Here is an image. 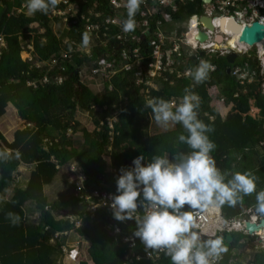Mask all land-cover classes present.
Here are the masks:
<instances>
[{
    "label": "trees",
    "instance_id": "1",
    "mask_svg": "<svg viewBox=\"0 0 264 264\" xmlns=\"http://www.w3.org/2000/svg\"><path fill=\"white\" fill-rule=\"evenodd\" d=\"M22 1L25 0H1L0 5V33L6 43L0 55V118L5 114L8 103H11L18 110L20 119L34 123V126L16 129L11 142L0 133V154L6 153L0 155V264H59V252L49 240L56 231L72 229V224L58 216H82L87 208L66 181L62 184L67 191L49 200L45 188L53 185L57 176L63 179L67 175L63 167L76 163L87 176V186L94 187L101 183L115 193L119 169L131 167L134 157L142 154L148 160L155 153L167 154L171 158L179 151L189 150L187 145L177 140L184 131L179 123L170 122L169 129L150 133L151 126L156 122L145 101L153 97L179 101L186 88L194 92L199 101L198 118L213 129L209 137L215 144L211 155L217 167L226 177L236 171H250L256 177L257 190L264 189V146L259 145L264 140V132L258 131L264 121V95L257 90L258 84L247 85L243 92L235 78L227 73V69L244 61L248 62L250 68L255 67L253 58L239 56L231 65L225 57L203 56L181 45L174 52L171 67L161 77L150 78L146 75L141 82L136 76L139 69L146 72L148 64L153 62L152 34L161 28L164 33L170 32L167 34H175V38H179L184 31L182 22L192 15L202 14V0L181 5L168 26H154L152 23L147 28L149 34L144 35L145 38L142 37L145 30L141 26L128 33L122 31V26H110L108 32L102 27L89 38L90 54L81 55L78 48L73 53L68 72L60 74L63 76L62 83L58 84L53 78L64 71L62 64L44 65L42 70L43 73L49 71L50 83H39L37 88L27 86V82L42 74L21 59V42L31 40L34 52L43 62L53 55L59 57L72 41L83 46L82 35L86 32L80 19L68 28L57 17L49 19L50 9L47 13L37 11L34 14L10 15L12 8L20 7ZM69 1L79 7L78 17L88 15L89 10L99 13L100 18L90 17L94 22L111 13L109 0ZM140 19L137 11L135 22ZM51 23L60 24L61 31L55 32ZM117 35L122 36L121 40L117 39ZM174 43L175 40L161 47L165 50ZM120 44L123 45L122 49H118ZM122 51L128 55L126 60L121 59ZM106 55L117 63L113 74H99L92 80L79 75L87 70L88 62L96 64L99 57ZM165 59L164 56L163 61ZM201 59L209 61L214 70L209 71L205 80L196 82L185 72L193 69ZM147 79L156 88L147 85ZM212 87L217 89L218 98L225 105L232 104L231 111L224 119L210 105L208 90ZM251 101L259 110L256 117L249 114ZM112 118H115V122L110 129L108 121ZM77 133L82 134V141L76 144L70 136ZM44 139L48 142H44ZM22 164L30 167L24 184L14 177V172ZM9 193L11 195L7 198ZM238 202L239 206H221L223 214L236 218L242 206L253 207L256 211L255 193L243 196ZM28 204L33 207H27ZM8 213L13 216L9 217ZM96 214L95 222L91 224L85 219L75 231L79 238L88 240L87 254L91 262L125 264L127 246L115 241L106 226L114 221L122 228L121 236H127L132 234L135 221L115 220L109 209ZM231 235L232 243L224 242L227 251L224 252L222 264H228L235 248L238 254L244 256L247 264H264V254L255 249L254 238L240 232ZM247 248L249 252H246ZM134 252L144 254L140 240ZM132 264H171V261L161 254L156 259H142Z\"/></svg>",
    "mask_w": 264,
    "mask_h": 264
},
{
    "label": "clouds",
    "instance_id": "2",
    "mask_svg": "<svg viewBox=\"0 0 264 264\" xmlns=\"http://www.w3.org/2000/svg\"><path fill=\"white\" fill-rule=\"evenodd\" d=\"M57 3L58 0H25L28 14L47 13ZM140 4L141 0H126L127 18L122 31L135 30ZM88 43L85 33L82 44ZM211 69L210 62L201 59L187 71L194 81L202 82ZM145 106L151 109L157 125L179 123L184 131L177 140L189 150L179 151L171 158L155 153L148 160L142 154L134 157L131 167L119 169L116 192L108 195V207L115 220L135 221L132 235L140 240L148 255L162 251L171 264H215L227 251L224 237H205L192 210H204L209 205L231 206L243 196L255 193V209L264 216V189L257 190L256 177L250 171H236L226 177L217 167L211 155L215 144L209 137L213 129L198 118L199 101L194 92L186 88L178 103L153 97L145 101Z\"/></svg>",
    "mask_w": 264,
    "mask_h": 264
},
{
    "label": "built area",
    "instance_id": "3",
    "mask_svg": "<svg viewBox=\"0 0 264 264\" xmlns=\"http://www.w3.org/2000/svg\"><path fill=\"white\" fill-rule=\"evenodd\" d=\"M14 1V0H8ZM194 0H141L140 7L138 9L139 15L141 19L136 22V27L139 26L144 28V35L149 34L148 26H151L153 23L154 26H164L166 23H170L174 20L173 15L179 11V7L184 4L192 3ZM1 2V0H0ZM58 6L50 8L48 18L54 19L57 17L61 23L67 28L72 24H76L78 20H81V23L84 26V31L90 38V36L97 34V32L104 27L107 31L110 29V26H119L121 27L123 21L125 20V15L127 13L125 4L126 0H109L110 15L99 19V21H92L90 18L94 16L95 18H100L99 13H93L91 10L88 11V15L79 14V7L76 4H71L69 0H58ZM150 4V5H149ZM1 5V3H0ZM202 14L192 15L188 17L185 21L182 22L181 26H184V31L180 34L179 38H175V34L171 36L170 32L164 33L161 28H158L152 35L154 36L153 40H151V45L153 46V62L148 64V69L146 72H143L142 69H139L136 72V76L139 78V81L142 82V77L154 78L161 77L164 72H166L172 65V57L174 52L180 49L181 45L187 46L191 49L192 52L202 53L203 56L211 57L213 55L226 57L231 53H235L237 58L239 56L247 55L251 57L256 62L255 67L250 68L247 61H244L240 65H235L232 69H230V74L235 78V81L239 86L243 88V92H245V87L249 84H258L257 90L260 91L261 94L264 95V42L260 44L254 45V47L249 48L247 46L241 45L236 40L235 44H229V39L231 36L223 35V42L221 44H217L213 41V38L217 34L216 29L218 28V19L224 16H233L236 22H239L243 25L249 24L255 21L264 22V0H209L205 3L202 0ZM20 13H27V9L25 6V1L21 3V6L18 8H12L10 15H17ZM9 15V16H10ZM208 17L213 25V31H208L203 27V23L200 22L201 17ZM33 26V25H31ZM199 28L205 30L210 35V40L201 44L194 42L193 38ZM192 32V35H189V32ZM108 32V31H107ZM128 33V32H124ZM106 36L107 33H104ZM122 36L117 35V39L121 40ZM175 40L176 43L173 44L171 48H166L165 50L162 47L166 46L168 43L173 42ZM67 40L64 41L66 44ZM71 46L67 50H62L59 54V57L50 56L47 60L43 62L40 61L39 57L36 55L33 49V45L31 40H25L21 42V59L30 64V68L33 70H37L40 74V77H33L32 80L27 82V86H31L33 88H37L39 83L49 84L48 72L45 71L43 73L44 65H57L59 63L62 64L61 68L64 71H60L57 77H53L54 81L58 84L62 83L63 76L60 74L62 72H68L69 60L71 59L73 53L80 50L81 55L90 54L91 44L90 42L85 46H80L72 41ZM162 46V47H161ZM116 47V46H115ZM6 48L5 39L3 34L0 33V55L2 49ZM134 50L133 53H135ZM24 55V57L22 56ZM179 55V53H178ZM121 59H125L128 57L126 53L122 51ZM165 56V61L163 58ZM205 58V57H204ZM236 58V60H237ZM235 60V61H236ZM67 65V66H66ZM117 65L115 60H110L108 56L99 57L95 63L86 65L87 70H84L83 73H80L83 78L92 80L96 75H109L113 74L114 67ZM214 70V66L210 71ZM188 71L185 72V75H188ZM180 76V75H178ZM147 85H150L153 88H156L155 84L152 83L150 79L145 81ZM237 94H235V97ZM170 101L174 103H178L175 99H171ZM223 103V102H222ZM251 108L249 111L254 112L255 114H250L252 117H256L258 115L259 110L253 106V102H250ZM115 122V118H112L108 121V127L111 129L112 125ZM21 128H32L34 123L25 122L20 120ZM264 132V121L261 125ZM70 133V132H69ZM44 142H48V140L44 139ZM260 146H264V140L259 143ZM60 168V167H59ZM66 175V182L68 185L72 187V190L77 195L78 199L81 203H85L87 205L86 212L79 215H59L58 217L64 221H68L72 224V229L65 231H56L50 237V244H52L57 251L59 252V256L63 260L72 261L76 257H78L81 253V246L79 236L76 234V230L81 227L83 220H88L89 223H93L96 221L97 212L105 209H109L108 204L110 203L108 199V195L110 193H114L112 191L107 190V186L104 184H99L94 187L87 186V176L76 163L70 164L69 166L63 167ZM114 171V169H111ZM16 177V176H14ZM215 209H218L217 212H214ZM140 209H138V212ZM196 223L199 225V230L201 233L207 237L212 235H219L224 237L227 234H231L233 232H240L244 235H248L249 237L254 238L255 249L261 250L264 254V226H261L259 231H254L251 233L247 232L246 223L259 225L261 220H264V216L259 215L253 207H246L244 211H241L240 215L236 218H228L226 217L222 210L221 206L217 207L215 205H209L204 210H193L192 211ZM134 221V220H131ZM107 232H109L115 241H120L122 244L127 246V253L124 256L125 264H132L135 261L138 262L142 259H156L161 254V252H155V254L151 253L148 255L147 252L144 254H136L134 249L138 245V238H134L133 235L121 236L122 228L120 225L115 223H109L106 226ZM119 229V231H117ZM76 234L78 240L74 242H70V235ZM233 241V239H232ZM232 241L228 244H231ZM227 244V243H226ZM150 252V250H148ZM224 259V253H222L219 258L215 261V264H222ZM60 263V262H58ZM228 264H235L231 259Z\"/></svg>",
    "mask_w": 264,
    "mask_h": 264
},
{
    "label": "water",
    "instance_id": "4",
    "mask_svg": "<svg viewBox=\"0 0 264 264\" xmlns=\"http://www.w3.org/2000/svg\"><path fill=\"white\" fill-rule=\"evenodd\" d=\"M205 3H207L209 0H203ZM200 22L203 23V27L206 28L208 31H213V25L211 24V21L208 17L204 16L200 18ZM217 34L213 38V41L217 44H221L223 42V35L224 36H232V34H237V41L239 44L247 46L249 48L254 47L256 44H260L264 42V22L261 21H255L249 24H241L239 22H236L233 16H224L218 19V28L216 29ZM145 38V36H144ZM210 35L207 31L202 30V28H199L193 38L194 42L201 44L204 42L209 41ZM117 48V47H115ZM123 45L120 44L118 46V49H122ZM226 60L229 64H234L235 60L237 58V55L235 53H231L227 55ZM227 73H230V69H227ZM19 114V112H18ZM259 132H263L262 126H259L258 128ZM239 206V202L235 204ZM246 209V206L241 207V211H244ZM261 226H264V220H261L259 222V225L256 224H250L246 223V229L248 233L257 231L261 228ZM233 237L231 234H227L225 236V243H230L232 241Z\"/></svg>",
    "mask_w": 264,
    "mask_h": 264
},
{
    "label": "rangeland",
    "instance_id": "5",
    "mask_svg": "<svg viewBox=\"0 0 264 264\" xmlns=\"http://www.w3.org/2000/svg\"><path fill=\"white\" fill-rule=\"evenodd\" d=\"M1 3V2H0ZM170 23H166V26L170 25ZM61 26H52V29L59 33V31H61ZM24 57V55H22ZM208 93H209V96H210V99H211V102H210V105L211 106H215L216 107H219V110L216 109L218 111V113L220 114L221 117H224L226 116V114H228V112L231 111V108H232V104H229V105H225L224 103H222V101L218 98V93H217V89L216 88H210L208 90ZM230 106V107H228ZM250 114H255L254 112H250ZM15 118H17V116H15ZM13 117V115L11 113H9V115L6 113L2 118H0V132H2V129L5 127L4 126V122L8 121L9 124H12L14 127L16 125L15 123V119ZM20 118L18 119V125L14 128V129H20ZM171 126V124L169 123V125L167 127H163V126H159L157 124H153L151 126V130H150V133H157L159 131H165L167 129H169V127ZM11 131V130H10ZM77 144V142H81L82 141V134L81 133H77V134H73V136H70ZM75 144V145H76ZM29 169L27 168L26 171L23 170L22 172H24L23 174L25 175L27 173ZM67 190H65V187L63 186L62 184V180L60 178V176L56 177L54 182H53V185L51 186H48L47 188H45V192L47 193V195L49 196V200H52V199H55L57 198L60 194L62 193H65ZM8 198V197H7ZM28 203H32V202H28ZM27 207L29 208H32L33 205L32 204H28ZM70 242H74V241H77V237L75 234H71L70 235V239H69ZM82 242V240H81ZM87 244V242H86ZM87 246V245H85ZM83 252H84V249H83ZM83 252H82V248H81V253L78 257H76L74 260L72 261H69V260H63L61 259L60 257H58V260L57 262H60L59 264H79L80 262H85L86 261V258L84 256L83 258ZM86 252V250H85ZM82 258V259H81Z\"/></svg>",
    "mask_w": 264,
    "mask_h": 264
},
{
    "label": "crops",
    "instance_id": "6",
    "mask_svg": "<svg viewBox=\"0 0 264 264\" xmlns=\"http://www.w3.org/2000/svg\"><path fill=\"white\" fill-rule=\"evenodd\" d=\"M23 2V1H22ZM21 2V3H22ZM33 26H35L34 24H32ZM60 26V24H52L51 23V26ZM63 26V25H62ZM212 105V104H211ZM214 107V106H213ZM228 107H230V106H228ZM215 109H218L219 110V107H216L215 106ZM8 114L9 115V113H11L12 115H13V117L15 118V116H17V118H15L16 120H15V123H16V125H15V127L18 125V119L20 118L19 117V114H18V110L11 104V103H8V105H7V107H6V109H5V114ZM4 114V115H5ZM3 115V116H4ZM227 115V114H226ZM2 116V117H3ZM1 117V118H2ZM223 119L225 118V116L224 117H222ZM21 120V119H20ZM4 128L2 129V132H0L4 137H5V139L8 141V142H11L12 140H13V134H14V132H15V130L16 129H14L15 127L12 125V124H9V122L7 121H5L4 123ZM20 129H24V128H21V126H20ZM11 130V131H10ZM73 136V135H72ZM220 168H221V165L219 166ZM29 169L28 171H27V173L24 175L23 173L24 172H22L23 170H25L26 171V169ZM29 171H30V167H27L26 165H24V164H22L21 166H19L18 168H17V170L14 172V176H16L17 178H19L20 180H21V184H24V183H26L27 182V179H28V175H29ZM62 180V182H65L66 181V176L63 178V179H61ZM11 194L9 193V194H7V197L9 198V196H10ZM77 240H78V238H77ZM79 240H80V246H81V248H82V252H83V249H84V252H83V258H84V256H85V258H86V263L87 264H93L92 262H91V260H90V258H89V256H88V254H87V248L89 247V242H88V240H86L85 238H79ZM81 240H82V242H81ZM86 242H87V244H86ZM85 245H87V246H85ZM85 250H86V252H85ZM250 251V249L249 248H247L246 249V252H249ZM238 252V249H233L232 250V255H233V257L231 258V260L233 261V262H235L236 264H247V262H246V259L244 258V256L243 255H240V254H238L237 253ZM58 257H60L59 255H57V258ZM82 259V258H81ZM81 263V262H80ZM79 263V264H80Z\"/></svg>",
    "mask_w": 264,
    "mask_h": 264
},
{
    "label": "bare ground",
    "instance_id": "7",
    "mask_svg": "<svg viewBox=\"0 0 264 264\" xmlns=\"http://www.w3.org/2000/svg\"><path fill=\"white\" fill-rule=\"evenodd\" d=\"M192 32L193 31H190L189 35H192ZM237 37H238V33L237 34H232L231 38L229 39V44H235L236 40H237ZM257 231H259V230H257Z\"/></svg>",
    "mask_w": 264,
    "mask_h": 264
}]
</instances>
